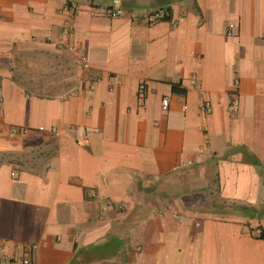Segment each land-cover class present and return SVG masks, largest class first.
<instances>
[{"label":"crops","instance_id":"0c3cea01","mask_svg":"<svg viewBox=\"0 0 264 264\" xmlns=\"http://www.w3.org/2000/svg\"><path fill=\"white\" fill-rule=\"evenodd\" d=\"M0 239L35 264H264V0H0Z\"/></svg>","mask_w":264,"mask_h":264},{"label":"built area","instance_id":"2783aa9c","mask_svg":"<svg viewBox=\"0 0 264 264\" xmlns=\"http://www.w3.org/2000/svg\"><path fill=\"white\" fill-rule=\"evenodd\" d=\"M68 10H73L74 6L68 7ZM124 13V11L120 8H108L107 14L110 17H117ZM134 19H142L145 20L148 23H155L159 21L166 20L169 17V11L166 8H159L156 10H153L151 12H147L141 16L133 15ZM234 24H230V28H233ZM72 32V28L68 27L63 30V33L65 36L69 35ZM228 34H232V31L228 32ZM68 49L74 51L77 55V60L79 64L83 68H87L89 66L88 57L86 54H84L82 51L78 50L77 48L70 46ZM145 84L140 85V92H143L145 90ZM169 98L165 97L162 101V106L164 109H168L169 107ZM236 105V104H235ZM211 105L209 101H206L202 105V109L205 111H210ZM11 132L13 134H20L26 132L25 128H18V127H12ZM36 246H25L20 243L18 244H11L6 240L0 239V257L9 261H15L20 264H35L34 261V254L36 251Z\"/></svg>","mask_w":264,"mask_h":264},{"label":"rangeland","instance_id":"374dc122","mask_svg":"<svg viewBox=\"0 0 264 264\" xmlns=\"http://www.w3.org/2000/svg\"><path fill=\"white\" fill-rule=\"evenodd\" d=\"M61 67V68H60ZM52 66L51 68L48 67L46 69H43L44 72H41L43 77L42 80L46 79L47 82H49V86H57V85H62L63 83L65 84L68 82L69 79H67V72L62 66ZM22 76V75H21ZM28 78V75L24 76ZM44 78V79H43ZM30 78L26 79V82L29 81ZM31 81H34V79H31ZM25 82V81H24ZM230 208L229 206H226Z\"/></svg>","mask_w":264,"mask_h":264},{"label":"trees","instance_id":"16d2710c","mask_svg":"<svg viewBox=\"0 0 264 264\" xmlns=\"http://www.w3.org/2000/svg\"><path fill=\"white\" fill-rule=\"evenodd\" d=\"M174 89H176V86H174ZM211 194L214 195V192L211 191ZM233 209L236 210V211H239V212L241 211V212H244L245 213L246 210H247V207L234 204L233 205Z\"/></svg>","mask_w":264,"mask_h":264}]
</instances>
